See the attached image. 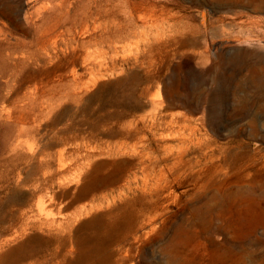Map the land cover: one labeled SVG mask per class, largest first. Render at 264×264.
I'll list each match as a JSON object with an SVG mask.
<instances>
[{"label": "rangeland", "instance_id": "374dc122", "mask_svg": "<svg viewBox=\"0 0 264 264\" xmlns=\"http://www.w3.org/2000/svg\"><path fill=\"white\" fill-rule=\"evenodd\" d=\"M123 1L79 75L0 77V264H264V0Z\"/></svg>", "mask_w": 264, "mask_h": 264}, {"label": "bare ground", "instance_id": "6f19581e", "mask_svg": "<svg viewBox=\"0 0 264 264\" xmlns=\"http://www.w3.org/2000/svg\"><path fill=\"white\" fill-rule=\"evenodd\" d=\"M117 5V0H23L16 8L7 5L1 8L0 77L7 82L18 75L28 63L44 66L60 62L73 64L68 70L69 73L73 76L79 75L80 71L74 63L78 59L85 60V56L90 55L92 51L91 47H103L104 44L106 47H115L120 30L117 22ZM122 6L125 28L130 20L128 19L130 1H123ZM20 10L23 11L22 15H19ZM95 51L91 54L95 55ZM71 52L73 56L70 58ZM68 71L62 65L52 68L51 73L62 76ZM1 108L6 110L5 105ZM17 117L20 122L21 116ZM139 223L140 221L136 222V228ZM113 236L115 240L110 238ZM127 236L129 235H98L100 242L96 248L106 249V245L109 247L111 243L118 247L115 252H111V255L105 256L99 262L125 264L123 260L128 250L123 252L121 247ZM75 243L83 245L84 240L75 239Z\"/></svg>", "mask_w": 264, "mask_h": 264}]
</instances>
